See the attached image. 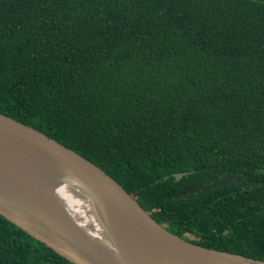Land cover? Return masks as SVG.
I'll use <instances>...</instances> for the list:
<instances>
[{
    "label": "trees",
    "instance_id": "16d2710c",
    "mask_svg": "<svg viewBox=\"0 0 264 264\" xmlns=\"http://www.w3.org/2000/svg\"><path fill=\"white\" fill-rule=\"evenodd\" d=\"M0 112L264 260V0H0ZM0 264L76 263L0 213Z\"/></svg>",
    "mask_w": 264,
    "mask_h": 264
},
{
    "label": "water",
    "instance_id": "95a60500",
    "mask_svg": "<svg viewBox=\"0 0 264 264\" xmlns=\"http://www.w3.org/2000/svg\"><path fill=\"white\" fill-rule=\"evenodd\" d=\"M63 178L85 188L99 230L76 217L51 183ZM0 213L76 264H264L169 231L100 166L2 112Z\"/></svg>",
    "mask_w": 264,
    "mask_h": 264
},
{
    "label": "bare ground",
    "instance_id": "6f19581e",
    "mask_svg": "<svg viewBox=\"0 0 264 264\" xmlns=\"http://www.w3.org/2000/svg\"><path fill=\"white\" fill-rule=\"evenodd\" d=\"M63 179L59 183L53 179L51 183L64 200L67 201L66 203L76 217L79 218L81 216L99 230L101 225L94 214L89 195L85 188L79 183H70L65 181V178Z\"/></svg>",
    "mask_w": 264,
    "mask_h": 264
},
{
    "label": "flooded vegetation",
    "instance_id": "af4514ba",
    "mask_svg": "<svg viewBox=\"0 0 264 264\" xmlns=\"http://www.w3.org/2000/svg\"><path fill=\"white\" fill-rule=\"evenodd\" d=\"M226 182H228V179L226 180ZM150 212V211H149ZM152 215V214H151Z\"/></svg>",
    "mask_w": 264,
    "mask_h": 264
}]
</instances>
